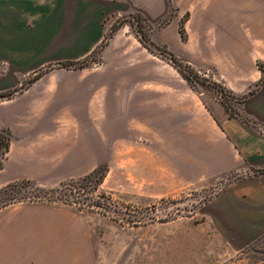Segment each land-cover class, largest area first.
<instances>
[{
    "label": "crops",
    "instance_id": "1",
    "mask_svg": "<svg viewBox=\"0 0 264 264\" xmlns=\"http://www.w3.org/2000/svg\"><path fill=\"white\" fill-rule=\"evenodd\" d=\"M213 3L0 0V92L14 91L0 98V129L11 134L0 190L21 181L55 187L144 154L166 159L183 190L205 189L231 174L254 171L229 185L212 206L222 218L221 228L237 232L238 249L261 237L264 0ZM172 6L177 14L170 16ZM133 12L151 23L168 17L152 41L171 50H191L180 34L185 15L188 40L196 38L207 16L231 17V62H221L216 72L232 95L248 96L240 109L244 119L230 117L219 101L207 102L129 25L111 33L118 18ZM85 61L90 63L63 67ZM9 252L0 249V263H9Z\"/></svg>",
    "mask_w": 264,
    "mask_h": 264
},
{
    "label": "rangeland",
    "instance_id": "2",
    "mask_svg": "<svg viewBox=\"0 0 264 264\" xmlns=\"http://www.w3.org/2000/svg\"><path fill=\"white\" fill-rule=\"evenodd\" d=\"M213 1L208 0V5L213 6ZM175 14L172 6L170 16ZM188 17H183L180 27L185 28ZM218 20L214 14L207 16L196 38L188 40L187 32L185 39L181 35L183 42L188 41L185 48L191 50H171L152 41L153 32L168 17L151 23L133 12L118 18L112 28L129 25L138 37L150 38L154 45L150 52L186 75L193 90L209 103L221 102L230 117L244 119L240 109L248 96L232 95L216 72L221 62L230 64L233 50L231 17ZM12 92H0V98ZM1 134L7 136L5 130ZM0 151L2 160L6 149ZM117 162L123 165L108 167L96 193L94 183H82L87 204L99 201L104 208L43 199L40 191L60 184L22 183L0 194V249L15 255L12 261L9 252L6 264H264V234L238 249L237 232L221 228L222 218L212 206L229 185L256 172L234 173L211 187L183 190L166 159L144 154Z\"/></svg>",
    "mask_w": 264,
    "mask_h": 264
},
{
    "label": "trees",
    "instance_id": "3",
    "mask_svg": "<svg viewBox=\"0 0 264 264\" xmlns=\"http://www.w3.org/2000/svg\"><path fill=\"white\" fill-rule=\"evenodd\" d=\"M139 14H141V13H139ZM117 29H118V27L112 28L111 33L113 34ZM180 33H181L182 37L185 39L186 31H185L184 25H181ZM139 38H140L141 43L149 51H151L152 50L151 48H153L154 45H153V43H150V41H151L150 38H145V35L139 36ZM171 60L174 62V57L172 55H171ZM89 63H90V61H85V62H81V63H71V64L65 63V64H63V67L73 66V67L79 68V67H83ZM261 69H264V68L261 66ZM184 76L186 79H188V77H186V75H184ZM32 81H34V80H32ZM12 96H13V92L8 95V98H10ZM3 131L4 130L0 129V150H2L3 148L6 149L5 153L3 152V156H5L7 151L9 150V147H10L11 134H10L9 130H5L7 133V136H3L1 134V132H3ZM4 139H6V142H4ZM1 154L2 153H0V169L2 167ZM2 159H3V157H2ZM108 171H109L108 166H100L95 171H93L91 174H89V175H87L81 179L69 180V181L61 183L59 185V187H57L55 189L48 190V191L43 189L40 192H43V199H48L51 201H59V202H63V203L70 204V205H79L81 207L86 206V207L104 208L102 206V203L99 201L93 202L92 204L91 203L87 204L88 198L83 197V195H85L86 192L83 191L82 183L87 182V181L94 183V188L92 191L94 193H96L100 189V186L102 185V183L104 182V179L106 178ZM22 183H23V185L29 184V185L36 186V183L31 182V181L16 182V183L10 184L9 186H7L4 189H1L0 194L7 192L9 189L15 188Z\"/></svg>",
    "mask_w": 264,
    "mask_h": 264
}]
</instances>
